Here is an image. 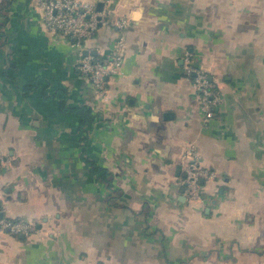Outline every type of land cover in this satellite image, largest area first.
Segmentation results:
<instances>
[{
  "label": "crops",
  "instance_id": "1",
  "mask_svg": "<svg viewBox=\"0 0 264 264\" xmlns=\"http://www.w3.org/2000/svg\"><path fill=\"white\" fill-rule=\"evenodd\" d=\"M91 1L133 22L105 101L32 1L0 2V209L35 225L0 232V264H264V0ZM187 56L221 97L206 122ZM188 143L216 175L197 201Z\"/></svg>",
  "mask_w": 264,
  "mask_h": 264
},
{
  "label": "built area",
  "instance_id": "2",
  "mask_svg": "<svg viewBox=\"0 0 264 264\" xmlns=\"http://www.w3.org/2000/svg\"><path fill=\"white\" fill-rule=\"evenodd\" d=\"M2 0H0L1 2ZM42 14L46 31L52 36L67 38L79 50L76 69L87 78L101 101L108 95V80L121 74V67L126 52V40L123 31L133 22L127 16L114 14L109 2L105 1L102 9H96L91 0H30ZM109 26L117 34L105 56H95L86 49V43L94 39L101 26ZM86 50V54H84ZM184 71L190 78L192 89L198 96L199 110L204 121L214 116L215 108L221 102V97L208 74L192 65L191 57L184 61ZM181 170L184 173V189L186 199H200L201 182L215 179L216 175L200 165L194 145L188 143L180 156ZM34 224L20 219L4 216L0 209V232L13 236H29L34 230Z\"/></svg>",
  "mask_w": 264,
  "mask_h": 264
},
{
  "label": "trees",
  "instance_id": "3",
  "mask_svg": "<svg viewBox=\"0 0 264 264\" xmlns=\"http://www.w3.org/2000/svg\"><path fill=\"white\" fill-rule=\"evenodd\" d=\"M81 114L83 115V117L85 118V120H88V119H90L92 117L91 115H89L90 114L89 113V109H87V108L81 109ZM91 171L95 175H97V174L100 173V179H102L104 181V178L106 177V174L102 173L103 169H101L100 167H96L95 165H92L91 166ZM107 185H108V187H111L112 186V184H107Z\"/></svg>",
  "mask_w": 264,
  "mask_h": 264
},
{
  "label": "water",
  "instance_id": "4",
  "mask_svg": "<svg viewBox=\"0 0 264 264\" xmlns=\"http://www.w3.org/2000/svg\"><path fill=\"white\" fill-rule=\"evenodd\" d=\"M97 10H101L102 8V4L101 3H98L97 6H96ZM84 54H86V52H84ZM20 238H23V236H20Z\"/></svg>",
  "mask_w": 264,
  "mask_h": 264
}]
</instances>
